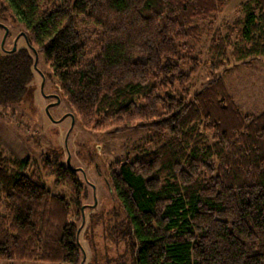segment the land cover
<instances>
[{
    "label": "trees",
    "instance_id": "16d2710c",
    "mask_svg": "<svg viewBox=\"0 0 264 264\" xmlns=\"http://www.w3.org/2000/svg\"><path fill=\"white\" fill-rule=\"evenodd\" d=\"M226 8L225 0H0V21L27 45L0 57L1 107L20 102L37 54L85 129L171 136L110 169L122 215L110 235L131 264H264V113L244 114L223 76L190 90L205 38L213 74L229 57L244 65L264 58V0H249L242 20L216 28ZM81 19L100 36L98 55ZM79 172L0 148L1 261L85 263L89 193ZM43 174L67 193L53 194Z\"/></svg>",
    "mask_w": 264,
    "mask_h": 264
},
{
    "label": "rangeland",
    "instance_id": "374dc122",
    "mask_svg": "<svg viewBox=\"0 0 264 264\" xmlns=\"http://www.w3.org/2000/svg\"><path fill=\"white\" fill-rule=\"evenodd\" d=\"M226 11L219 17L216 28L232 25L244 18L240 6L249 0H225ZM9 29H0V57L15 48V39L21 33L11 22H2ZM80 28L86 33L92 54L98 55L101 39L97 30L83 19ZM9 37V38H8ZM4 38V39H3ZM3 42L4 46H3ZM210 39L205 38L196 47V57L202 65L194 78L191 95L203 91L213 80L223 76L227 90L244 114L260 116L264 113V58L244 65L229 57L225 71L211 73L209 54ZM27 48L26 42H17V50ZM52 70L40 58L34 79L28 85L20 102L8 107L0 106V148L16 159L30 158L40 166L43 159L70 162L72 169L79 170V178L87 186L89 199L86 225L81 233V245L85 253L84 264H131L125 243L117 244L111 237V227L119 223L122 215L109 185L110 169L127 160L134 161L152 153L170 141V134L154 130H134L116 134L85 129L80 120L72 119V111L58 91ZM42 77H41V75ZM44 84V87H43ZM56 97L60 99L57 103ZM50 108V113L47 108ZM48 189L53 194H66V188H56L54 179L43 174ZM116 214L120 217L116 218ZM95 215V223L91 216ZM96 224L95 227H93ZM0 264H49L21 261H1Z\"/></svg>",
    "mask_w": 264,
    "mask_h": 264
},
{
    "label": "water",
    "instance_id": "95a60500",
    "mask_svg": "<svg viewBox=\"0 0 264 264\" xmlns=\"http://www.w3.org/2000/svg\"><path fill=\"white\" fill-rule=\"evenodd\" d=\"M6 32H7V33H6V36H5V39H4V40H6V38H7L8 30H7ZM4 43H5V42H3V46H4ZM16 50H17V43H15V48H14V50H13L12 52H16ZM37 62H38V55L36 54V64H35V68H36V69H37ZM43 87H44V84H43ZM56 99H57V103H56L55 106H57V105L60 104V99L57 98V97H56ZM50 108H51V107H48V108H47V112H48V113H50ZM72 119H73V122H75L73 116H72ZM68 165L70 166V162H69V161H68Z\"/></svg>",
    "mask_w": 264,
    "mask_h": 264
},
{
    "label": "flooded vegetation",
    "instance_id": "af4514ba",
    "mask_svg": "<svg viewBox=\"0 0 264 264\" xmlns=\"http://www.w3.org/2000/svg\"><path fill=\"white\" fill-rule=\"evenodd\" d=\"M0 29H3V30L5 31V35H6V33H7V32H6L7 30H8V35L10 34V33H9V32H10L9 29H8L5 25H3V24H1V23H0ZM8 35H7V36H8ZM21 36H23V33H20V34L17 36V38L15 39V43H17V42L20 41ZM4 38H5V37H4ZM4 38H3V39H4ZM6 40H7V38H6Z\"/></svg>",
    "mask_w": 264,
    "mask_h": 264
}]
</instances>
